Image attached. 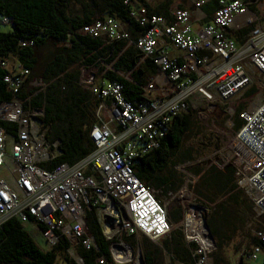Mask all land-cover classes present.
<instances>
[{"label":"built area","instance_id":"1","mask_svg":"<svg viewBox=\"0 0 264 264\" xmlns=\"http://www.w3.org/2000/svg\"><path fill=\"white\" fill-rule=\"evenodd\" d=\"M209 1L186 0L188 8H169L166 16L134 6L130 16L144 28L135 40L127 23L114 17L78 30L93 38L133 44L141 52L140 62L150 59L155 72L142 87V98L129 101L120 83L102 78L110 66L101 72L96 67H80L79 85L99 103L89 131L94 148L72 165L42 167L59 152L60 141L46 140L40 120L43 108L30 104L32 95L27 102L19 95L23 86L37 87L34 94L43 92L46 83L40 77L29 80L31 70L17 55L1 60L11 99L0 105V122L15 124L16 130L9 132L0 124V226L16 218L32 238L43 241L44 250L54 249L65 239L72 260L65 264H83L78 247L98 250L86 224L87 213L93 210L103 236L110 241L113 263L127 264L134 246L123 237L145 236L160 246L172 230L167 203L157 198L162 190L135 176V159L159 147L176 115L195 109L210 113L217 108L229 116L226 123L233 132L218 151L220 168H234L236 184L252 204L247 227L259 241L242 252L237 264H264V97L258 99L264 87V24L259 11L251 9L259 8L261 0H215L210 21L204 24L201 9ZM237 17H242L238 24ZM1 23L8 19L2 18ZM248 27L252 28L238 41L234 32ZM19 45L33 43L21 40ZM235 97L240 100L232 101ZM240 106L242 124L234 132L232 118ZM215 250L211 241L207 252L197 243L191 264H214ZM104 261L99 257L100 264ZM173 264L187 263L175 260Z\"/></svg>","mask_w":264,"mask_h":264},{"label":"trees","instance_id":"2","mask_svg":"<svg viewBox=\"0 0 264 264\" xmlns=\"http://www.w3.org/2000/svg\"><path fill=\"white\" fill-rule=\"evenodd\" d=\"M261 4L264 5V0H261ZM169 5L170 2H165L154 7L148 0H0V16L8 19L12 26L9 31H0V62L11 54L17 55L23 65L31 70L29 80L40 77L46 83L43 92L34 94L37 87L23 86L19 95L25 102L28 96L32 95L30 104L36 108H43L44 115L40 120L42 127L46 128L44 134L46 140L60 141L59 152L51 161L43 163V168L50 170L61 163L72 165L94 148L89 131L96 120L95 111L99 100L79 85L80 67H96L101 72L106 67L99 66V62L109 63L111 70L107 69L102 78L120 83L123 95L129 101L142 98V87L148 77L155 72V66L150 59L140 62L141 52L133 44L127 45L124 40L108 41L93 38L79 33L78 30L105 17H114L127 23L131 40H135L144 28L130 16L131 9L134 6H144L150 13L166 16ZM251 9L259 11L258 5L252 6ZM239 18L236 19V24ZM249 30L248 28L236 31L234 37L240 41L241 36ZM21 40L32 41L33 45L20 47ZM48 40H52L54 47L48 52L39 75H35L34 49L44 46ZM117 72L129 73V78ZM5 73V69L0 65V105L11 99V94L3 82ZM241 109L242 106L236 109L232 119L234 132L242 124L238 117ZM0 124L9 132L14 133L16 130L15 124L5 122ZM199 131V122L193 111L176 115L159 147L135 159L133 164L135 176L145 185L161 189L164 195L175 190L178 184L176 185L173 180L169 181V178H161L160 170L169 161L184 163L192 160L193 151L186 148L185 143L192 133L197 134ZM187 169L197 174L201 168L191 166ZM172 176L174 174L170 177ZM193 190L199 205L206 209L204 221L216 247L212 253L213 263L230 264L226 253L230 246L234 253L240 254L241 262L242 252L259 241L246 227L252 220V204L237 186L234 168L226 167L219 170L215 166H210L200 176ZM167 218L170 223L181 221L183 219L181 206L173 203L167 211ZM86 224L97 243L98 250L78 247L77 254L82 258L83 264H100L99 257L105 259L102 264H115L110 256V241L103 236L93 210L87 213ZM183 233L181 227L172 229L161 240V245L154 244V247L150 245L147 237L141 236L144 264H162L163 252L169 254L170 264L175 260L191 264L193 262L191 252L196 249L197 244L195 242L187 244ZM186 236L188 240L193 239L189 233H186ZM195 238L199 241L197 237ZM123 240L132 246H138V237H123ZM68 247L69 243L63 239L52 250L40 249L16 218H10L0 226V264H57L59 254L63 256L64 263H71L72 260L66 253Z\"/></svg>","mask_w":264,"mask_h":264},{"label":"rangeland","instance_id":"3","mask_svg":"<svg viewBox=\"0 0 264 264\" xmlns=\"http://www.w3.org/2000/svg\"><path fill=\"white\" fill-rule=\"evenodd\" d=\"M153 5L159 4V3H165L170 2L171 6L170 8L173 9L174 7L182 6L186 7L188 6L186 4V0H149ZM259 17L264 24V5H259ZM2 16H0V31H9L12 29V26L9 23H1ZM242 17H240L237 20V24L241 21ZM251 29L252 27H248ZM52 40H48L47 43H45L44 46H41L39 48L34 49V70L33 74L39 75L40 71L42 70V67L44 65L45 59L48 55V52L52 50L54 45L52 44ZM56 45V44H55ZM101 67L110 66L109 63H106L105 61L98 64ZM122 76L129 78L128 73L126 72H120ZM264 82V81H263ZM264 97V87H261L260 95L258 99H262ZM243 98V97H242ZM253 97H249V99H252ZM239 97H235L232 99V101L236 102L239 101ZM196 115V119L199 122L200 131L197 132V134L192 133L187 142L185 143L186 148L192 149V155L193 159L190 161H186L184 163H175L173 161H169L165 167H163L160 170V176L165 177L163 179L169 178V181H174L177 186L175 190H171V196H167L164 194L158 195V198L161 202H166L167 211L169 210V207L176 203L177 205H180L183 209V224L185 215L187 214V209L189 207L194 208L199 212L204 220V213L206 209L199 205L198 198L194 193V187L196 186L200 176L207 170L210 166H215L219 170H224L226 167H231L230 165H224L222 168L220 166L222 165V159L221 154L218 153V151L226 144L228 143L232 137L233 132L231 129L227 127V119L228 115L224 112L222 109H215L212 112L210 111L207 113L200 114L198 109L193 111ZM233 119V118H232ZM191 166H198L200 167V171L197 174H194L193 172L189 171L187 167ZM172 174L174 176L170 177ZM185 189V190H184ZM242 190V189H241ZM244 193V192H243ZM264 224V222H262ZM178 223H171L172 229L177 225ZM183 230V225L180 226ZM247 227V225H246ZM175 229V228H174ZM184 232V230H183ZM187 233V232H186ZM184 234V233H183ZM189 236H192L194 239V235L189 234ZM36 245L40 249H45V244L41 239L38 237H33ZM185 239V238H184ZM138 246L135 245L133 248V256L131 261H127V264H143L142 259V242L143 237L138 236ZM149 241V240H148ZM187 240L185 239V242ZM195 242V241H190ZM150 245L154 247V243L149 241ZM196 243V242H195ZM197 244V243H196ZM205 247H208L207 245H204ZM216 248V247H215ZM226 253L228 258L230 259V264H237L239 261V253H234L232 247L230 246L228 249H226ZM162 264H170V256L168 253L163 252L162 256ZM57 264H65L63 262V256L59 254L57 256L56 260ZM160 264V263H158Z\"/></svg>","mask_w":264,"mask_h":264},{"label":"bare ground","instance_id":"4","mask_svg":"<svg viewBox=\"0 0 264 264\" xmlns=\"http://www.w3.org/2000/svg\"><path fill=\"white\" fill-rule=\"evenodd\" d=\"M237 18H235V21ZM202 220L203 218L201 214L197 212V210H195L194 208L189 207L187 209V214L185 215L184 226H185V232L194 235V237H197L199 240L197 241L196 238H194V240L192 239V241H195L199 245L204 247L205 251L207 252V249L210 248V239L208 236L207 229ZM204 245H207L208 247H205Z\"/></svg>","mask_w":264,"mask_h":264},{"label":"crops","instance_id":"5","mask_svg":"<svg viewBox=\"0 0 264 264\" xmlns=\"http://www.w3.org/2000/svg\"><path fill=\"white\" fill-rule=\"evenodd\" d=\"M148 2L150 3L151 6H158L160 4H163V3H159V4H156V5H153L149 0ZM186 4L188 5V3L186 2ZM217 3L215 0H211L209 1L207 4H205L203 7H202V12L205 14V18L203 19L202 23H207L210 21V17H211V13H212V10L214 9V7H216ZM171 6V3L169 5V8ZM178 7H182V6H178ZM189 6H186V7H182V8H188Z\"/></svg>","mask_w":264,"mask_h":264},{"label":"water","instance_id":"6","mask_svg":"<svg viewBox=\"0 0 264 264\" xmlns=\"http://www.w3.org/2000/svg\"><path fill=\"white\" fill-rule=\"evenodd\" d=\"M128 75H129V73H128ZM202 221H203V223H204V225H205V227H206V229H207V232H208V236H209L210 241H211V242L213 243V245L215 246V243H214L213 237H212V235H211V233H210V231H209V228H208L206 222H205L204 220H202ZM182 224H183V223H182V220H181V221L178 222V224H177L174 228L180 227V226H182ZM174 228H173V229H174ZM105 229L107 230V227H105ZM183 230H184V228H183ZM184 237H185V239H186L185 231H184Z\"/></svg>","mask_w":264,"mask_h":264}]
</instances>
